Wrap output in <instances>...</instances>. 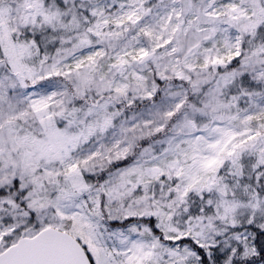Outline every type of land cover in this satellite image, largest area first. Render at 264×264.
Returning a JSON list of instances; mask_svg holds the SVG:
<instances>
[{
  "label": "snow or ice",
  "instance_id": "6c2138e0",
  "mask_svg": "<svg viewBox=\"0 0 264 264\" xmlns=\"http://www.w3.org/2000/svg\"><path fill=\"white\" fill-rule=\"evenodd\" d=\"M0 264H264V0H0Z\"/></svg>",
  "mask_w": 264,
  "mask_h": 264
}]
</instances>
